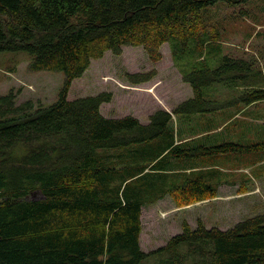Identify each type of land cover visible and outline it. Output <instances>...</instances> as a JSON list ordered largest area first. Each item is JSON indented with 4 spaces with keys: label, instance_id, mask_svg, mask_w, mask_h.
Listing matches in <instances>:
<instances>
[{
    "label": "trees",
    "instance_id": "1",
    "mask_svg": "<svg viewBox=\"0 0 264 264\" xmlns=\"http://www.w3.org/2000/svg\"><path fill=\"white\" fill-rule=\"evenodd\" d=\"M247 1L0 0V52L26 53L31 72L64 75L46 107L0 95V264H148L151 256L152 264H264L263 214L227 230L183 223L165 245L140 247L144 207L167 196L187 206L225 184L220 169H179L178 161L264 150V141L239 144L230 132L220 140L234 118L223 110L264 102V65L223 54L206 27L216 4ZM166 43L192 93L171 112L157 109L143 124L103 116L110 93L67 99L106 52L140 46L157 62Z\"/></svg>",
    "mask_w": 264,
    "mask_h": 264
},
{
    "label": "rangeland",
    "instance_id": "2",
    "mask_svg": "<svg viewBox=\"0 0 264 264\" xmlns=\"http://www.w3.org/2000/svg\"><path fill=\"white\" fill-rule=\"evenodd\" d=\"M206 20V27L219 36L216 40L220 41L223 54L244 61L256 59L264 65V0H248L234 7L218 3L207 12ZM160 54L161 59L154 62L140 46L123 47L120 55L106 52L101 59L91 62L82 77L72 81L67 99L110 93L111 101L100 106L103 116H133L143 124L157 109L171 112L192 93L182 72L173 63L167 43L161 46ZM29 62L26 53L0 52V95L11 91L16 94L17 105L30 101L35 109L46 107L56 101L64 75L61 72H31ZM130 74H145L151 79L134 84L128 79ZM231 95L227 90L222 97ZM242 108L223 110L226 119L234 118L221 133L220 140L227 141L230 132L233 135L230 140L239 144L264 141V102ZM236 111L239 113L234 114ZM183 125L182 120L176 121L181 129ZM187 126L185 129L190 131L194 124L187 122ZM175 166L179 169L213 166L220 169L225 184L219 186L214 198L187 206H176L167 196L163 201L144 207L140 234L143 252L165 245L181 232L183 223L194 229L200 220L206 228L227 230L246 218L264 215V150L205 156L178 161ZM146 261L152 264L155 258L151 256Z\"/></svg>",
    "mask_w": 264,
    "mask_h": 264
},
{
    "label": "crops",
    "instance_id": "3",
    "mask_svg": "<svg viewBox=\"0 0 264 264\" xmlns=\"http://www.w3.org/2000/svg\"><path fill=\"white\" fill-rule=\"evenodd\" d=\"M182 132V131H181ZM218 191H219V188H218ZM218 191H217V193H218Z\"/></svg>",
    "mask_w": 264,
    "mask_h": 264
},
{
    "label": "water",
    "instance_id": "4",
    "mask_svg": "<svg viewBox=\"0 0 264 264\" xmlns=\"http://www.w3.org/2000/svg\"><path fill=\"white\" fill-rule=\"evenodd\" d=\"M34 199V198H33Z\"/></svg>",
    "mask_w": 264,
    "mask_h": 264
}]
</instances>
